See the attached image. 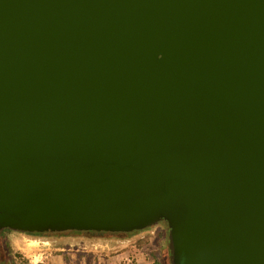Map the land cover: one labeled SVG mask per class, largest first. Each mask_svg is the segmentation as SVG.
Instances as JSON below:
<instances>
[{
    "label": "water",
    "instance_id": "1",
    "mask_svg": "<svg viewBox=\"0 0 264 264\" xmlns=\"http://www.w3.org/2000/svg\"><path fill=\"white\" fill-rule=\"evenodd\" d=\"M159 222L264 264V0H0V236Z\"/></svg>",
    "mask_w": 264,
    "mask_h": 264
},
{
    "label": "rangeland",
    "instance_id": "2",
    "mask_svg": "<svg viewBox=\"0 0 264 264\" xmlns=\"http://www.w3.org/2000/svg\"><path fill=\"white\" fill-rule=\"evenodd\" d=\"M144 237L148 240L139 247L137 241ZM0 240L2 264H14L17 254L27 264H154V253L159 252L160 264H170L164 222L127 234L11 231Z\"/></svg>",
    "mask_w": 264,
    "mask_h": 264
},
{
    "label": "trees",
    "instance_id": "3",
    "mask_svg": "<svg viewBox=\"0 0 264 264\" xmlns=\"http://www.w3.org/2000/svg\"><path fill=\"white\" fill-rule=\"evenodd\" d=\"M11 231H13V230H10V229H4L3 231H2V234H1V236H0V239L1 238H3L4 237V235L6 234V233H9V232H11ZM65 232H75V233H86V234H100V232H94V231H64V232H58V233H65ZM57 233V232H56ZM103 233V232H102ZM104 234V233H103ZM125 234H127V233H125ZM147 240H148V238L147 237H144V238H140V239H138V241H137V245L139 246V247H141L144 243H146L147 242ZM0 242H1V240H0ZM160 254H162L161 252H159V253H154V264H160ZM17 258H18V260L15 262L14 261V264H27V261H24V260H21V256L19 255V254H17V256H16Z\"/></svg>",
    "mask_w": 264,
    "mask_h": 264
},
{
    "label": "flooded vegetation",
    "instance_id": "4",
    "mask_svg": "<svg viewBox=\"0 0 264 264\" xmlns=\"http://www.w3.org/2000/svg\"><path fill=\"white\" fill-rule=\"evenodd\" d=\"M20 233H26V232H20ZM56 232H53V233H34V232H31V233H26V234H29V235H34V234H54ZM58 233V232H57ZM104 234H125L127 232H116V233H111V232H103ZM102 232H100V234H103ZM0 248H1V242H0ZM1 254H2V249H1Z\"/></svg>",
    "mask_w": 264,
    "mask_h": 264
},
{
    "label": "crops",
    "instance_id": "5",
    "mask_svg": "<svg viewBox=\"0 0 264 264\" xmlns=\"http://www.w3.org/2000/svg\"><path fill=\"white\" fill-rule=\"evenodd\" d=\"M58 263H60V262L58 261ZM61 264H63V263H61Z\"/></svg>",
    "mask_w": 264,
    "mask_h": 264
}]
</instances>
